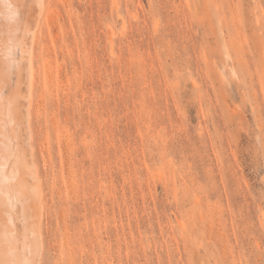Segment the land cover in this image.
Returning a JSON list of instances; mask_svg holds the SVG:
<instances>
[{"label":"rangeland","instance_id":"374dc122","mask_svg":"<svg viewBox=\"0 0 264 264\" xmlns=\"http://www.w3.org/2000/svg\"><path fill=\"white\" fill-rule=\"evenodd\" d=\"M48 8L28 121L41 263L264 264V0Z\"/></svg>","mask_w":264,"mask_h":264},{"label":"bare ground","instance_id":"6f19581e","mask_svg":"<svg viewBox=\"0 0 264 264\" xmlns=\"http://www.w3.org/2000/svg\"><path fill=\"white\" fill-rule=\"evenodd\" d=\"M48 7L49 0H0V264H42L38 227L42 202L39 196L40 202L32 198L37 188L41 194V180L32 158L28 121L38 77L33 22L40 20L32 21L33 12Z\"/></svg>","mask_w":264,"mask_h":264}]
</instances>
